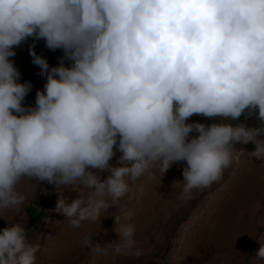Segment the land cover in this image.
I'll use <instances>...</instances> for the list:
<instances>
[{
	"label": "clouds",
	"instance_id": "1",
	"mask_svg": "<svg viewBox=\"0 0 264 264\" xmlns=\"http://www.w3.org/2000/svg\"><path fill=\"white\" fill-rule=\"evenodd\" d=\"M29 37L63 55L50 67L29 47L46 81L25 106L32 85L19 82L10 58ZM253 113L259 126L223 122ZM193 115L221 122H187ZM249 142L264 162V0H0V211L23 205V179L33 181L29 191L47 182L80 192L56 204L79 227L118 203L126 178L151 167L163 176L180 161L175 183L188 200L222 177L236 143ZM116 151L119 166L109 163ZM116 232L104 247L88 235L82 243L142 254L135 225ZM38 249L24 222L0 229V264H35Z\"/></svg>",
	"mask_w": 264,
	"mask_h": 264
},
{
	"label": "rangeland",
	"instance_id": "2",
	"mask_svg": "<svg viewBox=\"0 0 264 264\" xmlns=\"http://www.w3.org/2000/svg\"><path fill=\"white\" fill-rule=\"evenodd\" d=\"M30 46L50 67L58 66L63 55L62 50L48 49L43 39L34 41L32 37L14 48L16 54L10 59L20 72L19 82L32 85L22 102L25 106L35 104L36 91L43 90L46 81L39 66L32 63ZM187 122L208 125L221 119L193 115ZM223 122L260 124L255 113ZM234 148L237 151L222 177L208 187L193 189L191 199H179L182 185L175 183L183 182L185 161L174 163L163 176L158 167H151L136 179L126 178L129 190L118 203L102 211L96 221H83L79 227H73L56 210V204L59 197L70 200L80 192L70 188L57 191L53 185V202L45 208V218L26 235L30 243L39 244L35 264H264V258L256 256L264 244V162L249 155L255 150L251 142L236 143ZM120 155L116 151L109 163L119 166ZM100 175L104 179L108 173ZM34 183L36 191H29L33 181L27 178L18 185L27 199L18 211H0V229L24 222L27 231L30 218L25 208L32 205L39 210L45 194L44 182ZM125 223L135 225L136 247L142 250L138 257L111 251L100 254L82 243L88 235L93 245L104 247L119 239L116 227Z\"/></svg>",
	"mask_w": 264,
	"mask_h": 264
},
{
	"label": "trees",
	"instance_id": "3",
	"mask_svg": "<svg viewBox=\"0 0 264 264\" xmlns=\"http://www.w3.org/2000/svg\"><path fill=\"white\" fill-rule=\"evenodd\" d=\"M52 186H53V184H49L47 182H44L45 194H44L43 200L40 204L39 210H36L32 205H28L25 208V212L30 218L28 226H27L26 235L39 221H41L43 218H45V216H46L45 208L48 207L53 202V199L51 198Z\"/></svg>",
	"mask_w": 264,
	"mask_h": 264
}]
</instances>
